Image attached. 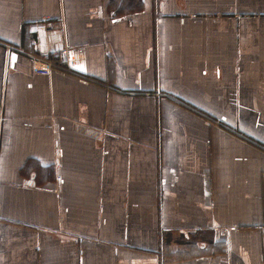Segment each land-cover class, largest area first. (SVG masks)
Listing matches in <instances>:
<instances>
[{
  "label": "crops",
  "instance_id": "1",
  "mask_svg": "<svg viewBox=\"0 0 264 264\" xmlns=\"http://www.w3.org/2000/svg\"><path fill=\"white\" fill-rule=\"evenodd\" d=\"M0 264H264V0H0Z\"/></svg>",
  "mask_w": 264,
  "mask_h": 264
},
{
  "label": "built area",
  "instance_id": "2",
  "mask_svg": "<svg viewBox=\"0 0 264 264\" xmlns=\"http://www.w3.org/2000/svg\"><path fill=\"white\" fill-rule=\"evenodd\" d=\"M42 31L46 34L55 29V25L50 18H45L40 26ZM40 46L41 56H32L35 65L34 70L39 74H50L53 70L59 71H72L68 66V62L71 60L72 48L63 44L62 40H38ZM61 179V176L58 177ZM233 228L223 227L219 231L223 234L229 233ZM237 229V228H236Z\"/></svg>",
  "mask_w": 264,
  "mask_h": 264
},
{
  "label": "trees",
  "instance_id": "3",
  "mask_svg": "<svg viewBox=\"0 0 264 264\" xmlns=\"http://www.w3.org/2000/svg\"><path fill=\"white\" fill-rule=\"evenodd\" d=\"M132 4V2L131 1H129V4L127 5V8H129V9H133L134 7H133V5L132 6H130ZM123 4H120V6H122Z\"/></svg>",
  "mask_w": 264,
  "mask_h": 264
},
{
  "label": "rangeland",
  "instance_id": "4",
  "mask_svg": "<svg viewBox=\"0 0 264 264\" xmlns=\"http://www.w3.org/2000/svg\"><path fill=\"white\" fill-rule=\"evenodd\" d=\"M219 123H221V122H219ZM217 124V123H216ZM221 125V124H220Z\"/></svg>",
  "mask_w": 264,
  "mask_h": 264
}]
</instances>
